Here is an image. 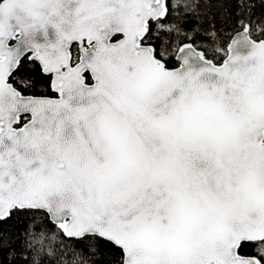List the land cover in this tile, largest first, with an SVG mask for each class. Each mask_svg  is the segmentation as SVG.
Returning a JSON list of instances; mask_svg holds the SVG:
<instances>
[{
    "label": "snow or ice",
    "instance_id": "6c2138e0",
    "mask_svg": "<svg viewBox=\"0 0 264 264\" xmlns=\"http://www.w3.org/2000/svg\"><path fill=\"white\" fill-rule=\"evenodd\" d=\"M0 264H264V0H0Z\"/></svg>",
    "mask_w": 264,
    "mask_h": 264
},
{
    "label": "trees",
    "instance_id": "16d2710c",
    "mask_svg": "<svg viewBox=\"0 0 264 264\" xmlns=\"http://www.w3.org/2000/svg\"><path fill=\"white\" fill-rule=\"evenodd\" d=\"M256 2H257V4L259 5V0H256ZM260 11H261V8L258 6V7L256 8V12L259 13Z\"/></svg>",
    "mask_w": 264,
    "mask_h": 264
}]
</instances>
